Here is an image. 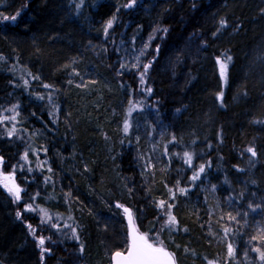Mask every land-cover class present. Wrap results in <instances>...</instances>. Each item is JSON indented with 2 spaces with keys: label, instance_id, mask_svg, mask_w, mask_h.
Returning <instances> with one entry per match:
<instances>
[{
  "label": "trees",
  "instance_id": "obj_1",
  "mask_svg": "<svg viewBox=\"0 0 264 264\" xmlns=\"http://www.w3.org/2000/svg\"><path fill=\"white\" fill-rule=\"evenodd\" d=\"M72 1L0 0V112L17 115L11 135L0 123V166L25 201L0 185V264H110L125 208L147 235L170 209L179 264H264V0ZM127 109L170 135L166 169L141 173ZM46 202L67 229L25 209Z\"/></svg>",
  "mask_w": 264,
  "mask_h": 264
},
{
  "label": "rangeland",
  "instance_id": "obj_2",
  "mask_svg": "<svg viewBox=\"0 0 264 264\" xmlns=\"http://www.w3.org/2000/svg\"><path fill=\"white\" fill-rule=\"evenodd\" d=\"M82 1L83 0H73L72 1V5H74V3L76 2L75 7L77 11H79ZM1 64H2V57H0V66ZM143 74L144 72L138 73L137 74L138 78H142ZM66 76H67V79L69 80V84L74 86L75 87L74 89L76 90H84L85 88L89 87L90 79H88L85 75H82L81 72L77 68L69 69ZM139 80H142V79H139ZM130 101L133 103V99H131ZM129 107H131V105H129L127 108ZM50 110L52 112L51 108ZM128 110L129 109H127V111L125 112L123 121L121 119L122 122L120 126V129H121L120 131L124 130L125 134L128 133L127 135L130 136L129 138L135 144L134 145L136 147L135 152L139 155L141 173L143 174V176H146L150 173L153 174L154 172L157 171V169H162V170L166 169V165H165L166 162L165 160H163V155L165 153L164 147L166 143H164L163 141L165 138H168V140H171L170 135L168 136L165 133L163 134L162 123L159 120H156L157 123L156 122L151 123V121L147 120L146 118H143L141 116V113H139L140 114L139 115L136 112H133L132 110H129V111ZM0 123L5 125L4 127L7 129V131L12 132L13 130H15L16 125H17V115L14 112L12 113L10 112L9 115H5L3 112H0ZM126 125H127V131H125ZM28 151H29L28 154L33 153L32 156L33 158H35L33 160L32 158H30V161L33 163L37 162L39 153H37L36 150L33 149V147L32 148L29 147ZM39 164H44V163L39 162ZM0 185L3 188H7L8 190L13 189L14 187H19V189L21 190L19 193L20 195L19 200L16 199L15 195H13V197H15V199L17 200V203L25 202L22 199L23 192H22L21 187L18 185L16 181V177L12 173H6L1 166H0ZM31 208L35 212H41L42 216H46V214L51 216L49 217L51 218L50 219L51 223L49 222L50 223L49 226L51 228L57 229V227H59L61 230H63V229H67L69 225H71V217L69 216V213H68L69 210L67 208L63 209L65 211L63 214H61L62 212L56 208L49 209L47 202L43 203L42 205H38V207L36 205L31 206ZM25 209L28 210V206L25 207ZM169 215H171L170 209L165 208V212L162 217V222L160 221V224H159L161 229L151 232L148 235L149 242H153L157 234H159V240L163 242L162 240L163 232L165 230L169 232L171 230V227L174 228L176 226L177 223L171 226L167 224ZM54 219L57 220L56 224L53 221ZM42 232L43 231L41 229L38 231L39 238L37 239V242L40 248L42 249L41 251L44 257L49 252V248L47 244L50 238L48 236H45L44 234L42 235ZM65 234H67V232ZM41 238H43L45 241L43 246H41L39 243ZM163 246L168 252H170L167 249L164 242H163ZM43 249H47L48 251H43ZM173 259L175 261V264H179L174 254H173Z\"/></svg>",
  "mask_w": 264,
  "mask_h": 264
},
{
  "label": "snow or ice",
  "instance_id": "obj_3",
  "mask_svg": "<svg viewBox=\"0 0 264 264\" xmlns=\"http://www.w3.org/2000/svg\"><path fill=\"white\" fill-rule=\"evenodd\" d=\"M135 0H133V3ZM128 7H131L132 5H127ZM19 15V13H17ZM4 20H9V17H4ZM12 21L16 20V16L11 17ZM225 22H221V26H224ZM108 28L112 27V21L110 20L107 24ZM143 54V53H142ZM230 60L231 57H228ZM145 67V72L147 71V67ZM227 65L224 62H221V74H225V69ZM14 110V109H13ZM125 131H127V125L125 126ZM11 135V132L9 133ZM249 152L252 153L253 156L256 155L255 150L252 148L248 149ZM187 156V162L191 164L192 157L189 154H185ZM0 161H2V158H0ZM204 170V167H200V171L202 172ZM193 179H196L194 176ZM10 192L15 195L16 199L19 200L20 198V189L19 187H14L13 189H9ZM181 192H184V189H180ZM160 207H164V202L161 201ZM171 207V205H169ZM28 210H32L31 205L28 206ZM124 212L128 214L129 217V226L132 228V235H131V243L129 244L127 248V254L125 255L124 252H116V264H175V261L173 259V254L168 252L165 247L163 246V242L159 240V234L156 235L153 242H149V236L147 234L139 233L138 229H136L132 225V215L129 209L125 208ZM18 216L20 213L17 214ZM234 219V217L232 218ZM176 218L174 216L169 215L167 224L169 226L176 224ZM29 228H31V225H29ZM40 245L43 246L45 243L44 239L41 238L39 241ZM82 250V248H81ZM229 250L231 253V246H229ZM259 251V249H256ZM43 251H48L47 249H43ZM261 259H264V252H261Z\"/></svg>",
  "mask_w": 264,
  "mask_h": 264
},
{
  "label": "water",
  "instance_id": "obj_4",
  "mask_svg": "<svg viewBox=\"0 0 264 264\" xmlns=\"http://www.w3.org/2000/svg\"><path fill=\"white\" fill-rule=\"evenodd\" d=\"M263 123H264V122H263ZM127 221H128V225H129V217H128V215H127ZM131 235H132V228H131V226H129V244L131 243ZM128 246H129V245H128ZM117 252H119V251H117ZM115 253H116V252H114V253L111 254V257H110V264H116ZM124 253H125V255H126V254H127V251L124 252Z\"/></svg>",
  "mask_w": 264,
  "mask_h": 264
},
{
  "label": "bare ground",
  "instance_id": "obj_5",
  "mask_svg": "<svg viewBox=\"0 0 264 264\" xmlns=\"http://www.w3.org/2000/svg\"><path fill=\"white\" fill-rule=\"evenodd\" d=\"M88 78V77H87ZM89 79V78H88Z\"/></svg>",
  "mask_w": 264,
  "mask_h": 264
}]
</instances>
